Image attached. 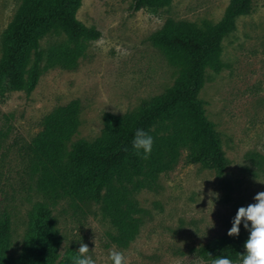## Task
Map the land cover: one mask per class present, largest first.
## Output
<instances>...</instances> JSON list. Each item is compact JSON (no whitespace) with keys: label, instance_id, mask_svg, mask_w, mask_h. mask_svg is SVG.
Segmentation results:
<instances>
[{"label":"rangeland","instance_id":"374dc122","mask_svg":"<svg viewBox=\"0 0 264 264\" xmlns=\"http://www.w3.org/2000/svg\"><path fill=\"white\" fill-rule=\"evenodd\" d=\"M231 1L170 0L135 11L134 0H81L74 16L100 36L85 41L73 66L44 69L30 92L9 89L0 76V216L9 215L12 238L6 258L21 252L28 212L42 200L22 147L41 132L43 118L78 101L72 140L95 141L106 112L134 113L175 84L179 67L152 36L168 23L206 31L223 20ZM20 4L0 0V61L2 35ZM66 38L63 32L47 35L41 47ZM219 55L223 67L204 69L196 99L228 161L224 173L187 163L183 151L152 187L132 192L142 211L134 214L140 223L127 243L115 240L118 229L98 204L59 200L52 217L62 237L60 260L75 256L84 243L96 264H112L108 255L113 249L124 253L128 264H212L195 257V250L215 239L245 244L250 233L243 222L239 236L228 231L238 209L255 203V195L264 191V0H251L249 10L234 18L233 28L221 37Z\"/></svg>","mask_w":264,"mask_h":264},{"label":"trees","instance_id":"16d2710c","mask_svg":"<svg viewBox=\"0 0 264 264\" xmlns=\"http://www.w3.org/2000/svg\"><path fill=\"white\" fill-rule=\"evenodd\" d=\"M20 1L2 35L0 76L6 78L9 89L26 88L30 92L44 69L56 64L73 66L85 41L98 38L100 32L74 16L81 0ZM169 1L134 0L133 10ZM250 3L251 0H232L223 20L206 31L168 23L155 33V44L179 67L175 84L152 103L141 104L134 113L117 116L106 112L105 127L95 141L72 140L79 123L78 101L59 106L43 118L41 132L22 147L42 200L28 212L23 246L13 259L5 256L12 246L10 217L0 216V264H72L73 256L59 259L62 237L52 217V207L59 200L70 199L86 207L98 204L118 229L115 240L127 243L136 235L140 223V217L134 214L142 211L131 198L132 192L152 187L160 173L175 166L183 151L187 163H199L218 176L224 173L228 161L196 96L204 69L218 71L223 67L219 55L221 37L233 28L237 15L249 10ZM61 32L67 36L64 41L42 49V38ZM137 129L153 137L148 159L137 155L132 146ZM244 252L240 241L215 239L196 249L194 255L207 262L217 256L236 261Z\"/></svg>","mask_w":264,"mask_h":264},{"label":"clouds","instance_id":"9594fccd","mask_svg":"<svg viewBox=\"0 0 264 264\" xmlns=\"http://www.w3.org/2000/svg\"><path fill=\"white\" fill-rule=\"evenodd\" d=\"M153 143L154 140L151 135L143 129L136 130L132 146L136 154L142 159H148L152 152ZM254 200L255 203L238 209L232 227L228 231L229 236H239L240 225L243 222L244 229L250 233L244 244L245 252L239 253L236 261L217 256L212 260V264H264V191L256 194ZM89 252L88 245L80 243L77 255L72 257V264H96ZM108 259L112 264H128L124 253L115 249L110 250Z\"/></svg>","mask_w":264,"mask_h":264}]
</instances>
